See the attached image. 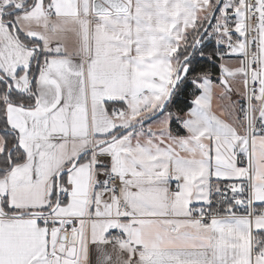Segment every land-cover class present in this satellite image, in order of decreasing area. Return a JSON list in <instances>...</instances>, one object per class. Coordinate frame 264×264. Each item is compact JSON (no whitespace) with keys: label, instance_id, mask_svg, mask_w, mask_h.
<instances>
[{"label":"snow or ice","instance_id":"snow-or-ice-1","mask_svg":"<svg viewBox=\"0 0 264 264\" xmlns=\"http://www.w3.org/2000/svg\"><path fill=\"white\" fill-rule=\"evenodd\" d=\"M0 264H264V0H0Z\"/></svg>","mask_w":264,"mask_h":264},{"label":"trees","instance_id":"trees-1","mask_svg":"<svg viewBox=\"0 0 264 264\" xmlns=\"http://www.w3.org/2000/svg\"><path fill=\"white\" fill-rule=\"evenodd\" d=\"M213 47H215V42H214V41H212V42H210V43L208 44L207 51H208V52H211L212 49H213ZM201 62L204 63V62H206V60H202ZM217 63H219L218 60H217ZM208 66H209L210 68L212 67V65H211L210 63L208 64Z\"/></svg>","mask_w":264,"mask_h":264},{"label":"crops","instance_id":"crops-1","mask_svg":"<svg viewBox=\"0 0 264 264\" xmlns=\"http://www.w3.org/2000/svg\"><path fill=\"white\" fill-rule=\"evenodd\" d=\"M231 60H232V63H233L234 65H235V64H238V58H236V57H232Z\"/></svg>","mask_w":264,"mask_h":264}]
</instances>
